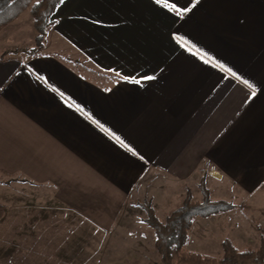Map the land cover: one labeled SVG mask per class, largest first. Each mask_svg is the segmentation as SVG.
<instances>
[{"label": "crops", "instance_id": "0c3cea01", "mask_svg": "<svg viewBox=\"0 0 264 264\" xmlns=\"http://www.w3.org/2000/svg\"><path fill=\"white\" fill-rule=\"evenodd\" d=\"M168 3L187 11L63 0L33 55L12 52L34 45L29 9L0 30L1 184L48 188L109 232L147 187L169 202L166 180L200 202L207 172L210 200L264 218V0Z\"/></svg>", "mask_w": 264, "mask_h": 264}, {"label": "rangeland", "instance_id": "374dc122", "mask_svg": "<svg viewBox=\"0 0 264 264\" xmlns=\"http://www.w3.org/2000/svg\"><path fill=\"white\" fill-rule=\"evenodd\" d=\"M24 35L26 39L28 33ZM35 35L34 31V39ZM207 177L204 172L201 181L208 190ZM170 182L163 181V189L155 188L158 199L166 198L163 191H167L169 202L165 199L156 206L148 201L147 187L144 199L129 203L118 225L109 232L100 231L58 203L48 188L22 181L0 183V264H164L155 250L153 231L144 223L147 216L142 205L149 204L158 220L164 221L189 190ZM189 191L191 198L192 192L197 193L194 188ZM229 203L235 210L228 218L213 225H209L210 221L192 224L187 251L221 258L224 239L239 251L260 247L257 227L264 228V218L254 208L255 203Z\"/></svg>", "mask_w": 264, "mask_h": 264}, {"label": "trees", "instance_id": "16d2710c", "mask_svg": "<svg viewBox=\"0 0 264 264\" xmlns=\"http://www.w3.org/2000/svg\"><path fill=\"white\" fill-rule=\"evenodd\" d=\"M63 0H0V30L29 9L32 26L36 33L35 46L28 50H14L33 55L43 49L51 18ZM9 51L0 55L6 56ZM202 194L200 202L192 201L190 191L179 207L173 210L164 221H159L149 204L142 205L146 212L144 223L153 231L154 247L164 264H264V228L258 226L260 247L257 250L239 251L232 242L224 239L221 243L222 257L214 258L187 251L188 231L196 218L206 219L234 208L226 201H211L204 181L199 184Z\"/></svg>", "mask_w": 264, "mask_h": 264}, {"label": "snow or ice", "instance_id": "6c2138e0", "mask_svg": "<svg viewBox=\"0 0 264 264\" xmlns=\"http://www.w3.org/2000/svg\"><path fill=\"white\" fill-rule=\"evenodd\" d=\"M156 2H157V3H161L162 0H156ZM163 3H164V5H165L166 7L170 8V9L173 10V11H175V13H176L178 16L182 15L183 12H186V11H187V9H183V10L180 9V8L177 7L175 4H169V3H168V0H163ZM143 79H145V80H150V79H153V77H151V76H146V77H143ZM134 82H135V83H140L139 80H135ZM253 95H255V92H253Z\"/></svg>", "mask_w": 264, "mask_h": 264}]
</instances>
